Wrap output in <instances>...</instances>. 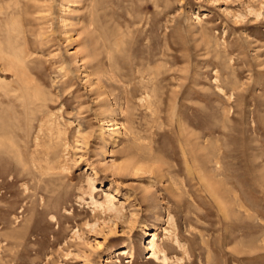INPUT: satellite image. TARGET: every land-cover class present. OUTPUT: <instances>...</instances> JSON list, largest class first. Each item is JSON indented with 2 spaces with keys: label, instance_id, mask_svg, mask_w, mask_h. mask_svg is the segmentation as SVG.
Wrapping results in <instances>:
<instances>
[{
  "label": "rangeland",
  "instance_id": "374dc122",
  "mask_svg": "<svg viewBox=\"0 0 264 264\" xmlns=\"http://www.w3.org/2000/svg\"><path fill=\"white\" fill-rule=\"evenodd\" d=\"M151 232L264 264V0H0V264H160Z\"/></svg>",
  "mask_w": 264,
  "mask_h": 264
},
{
  "label": "bare ground",
  "instance_id": "6f19581e",
  "mask_svg": "<svg viewBox=\"0 0 264 264\" xmlns=\"http://www.w3.org/2000/svg\"><path fill=\"white\" fill-rule=\"evenodd\" d=\"M135 170L136 171H140V170H144V169L140 167L138 169L136 168ZM208 187H209V189L212 190V192L215 191L214 188H213L214 186H212L209 182H208ZM148 234H149V237L152 238V240L149 242V245H150V247H151V249L153 251L152 257H154L158 261H160V264H167V262H169V259L166 257V255H164L162 258H160V257H158L157 252H156L157 233L156 232H151V233H148ZM127 254H129V253L127 251L123 250L119 255L120 256H124V255H127ZM132 257H133V255H132ZM178 261H181V260H178Z\"/></svg>",
  "mask_w": 264,
  "mask_h": 264
}]
</instances>
